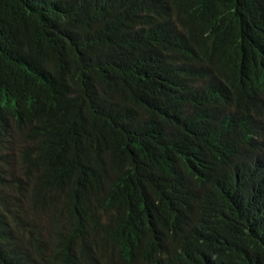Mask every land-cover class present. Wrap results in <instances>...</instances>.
Segmentation results:
<instances>
[{"label": "trees", "instance_id": "trees-1", "mask_svg": "<svg viewBox=\"0 0 264 264\" xmlns=\"http://www.w3.org/2000/svg\"><path fill=\"white\" fill-rule=\"evenodd\" d=\"M263 44L264 0H0V264H264Z\"/></svg>", "mask_w": 264, "mask_h": 264}, {"label": "clouds", "instance_id": "clouds-1", "mask_svg": "<svg viewBox=\"0 0 264 264\" xmlns=\"http://www.w3.org/2000/svg\"><path fill=\"white\" fill-rule=\"evenodd\" d=\"M129 2H131V1H129ZM173 19L179 20V15H177L176 12H174V14H173ZM181 21L184 22V15L183 14H182ZM258 47L259 48H257V57L264 61V44L259 45ZM16 168L18 170V167H16ZM41 221H42V225L46 223L43 217H41ZM44 239L46 241V234H44Z\"/></svg>", "mask_w": 264, "mask_h": 264}]
</instances>
